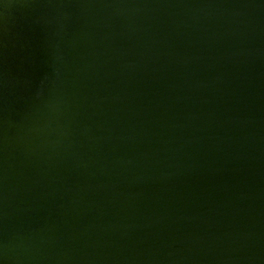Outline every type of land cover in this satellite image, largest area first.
I'll list each match as a JSON object with an SVG mask.
<instances>
[{"label": "water", "instance_id": "95a60500", "mask_svg": "<svg viewBox=\"0 0 264 264\" xmlns=\"http://www.w3.org/2000/svg\"><path fill=\"white\" fill-rule=\"evenodd\" d=\"M254 0H0V264H264Z\"/></svg>", "mask_w": 264, "mask_h": 264}]
</instances>
